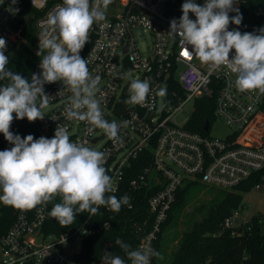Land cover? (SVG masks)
Returning a JSON list of instances; mask_svg holds the SVG:
<instances>
[{
    "label": "built area",
    "instance_id": "built-area-1",
    "mask_svg": "<svg viewBox=\"0 0 264 264\" xmlns=\"http://www.w3.org/2000/svg\"><path fill=\"white\" fill-rule=\"evenodd\" d=\"M245 1L234 0L233 7L239 9ZM49 2L29 0L39 14H32L34 18L28 24L31 14L22 13L18 0H0V37L7 41V56L25 41L26 26L30 25L37 37L38 52V36L46 27L48 14L63 4ZM184 2L112 0L106 20L94 23L90 30L80 55L86 59L90 74L101 78L97 98L104 118L120 125V139L115 143L103 130L89 134L85 122L67 119L65 108L72 93L62 82L44 84L50 99L43 120H39L41 136L52 138L57 125L66 126L73 142L108 153L104 167L116 190L107 195L130 197L131 207L124 206L127 210L134 209L141 189L152 190L147 200L151 218L133 222L137 248L150 244L155 249L178 190L185 184L199 182L233 190L255 179L251 190L264 188V93L240 92L230 69L213 68L189 56L180 38L169 32L170 21L182 16ZM204 2L196 0L199 5ZM189 16L195 20L194 14ZM139 27L152 34L150 54L142 53L136 41L134 30ZM229 30L233 29L229 26ZM40 60L38 56L35 74L41 72ZM129 71L132 77L125 75ZM132 78L150 82L145 105L125 103ZM160 88L166 89V96L158 95ZM213 95L214 122L220 119L232 128L225 137L211 134L214 122H209L207 131L204 129L206 134L187 126L196 108L195 100ZM191 102L193 111L188 113L186 106ZM125 120L130 121L126 126L122 123ZM102 139L104 143L96 148ZM141 157L147 164L133 174L134 163ZM245 208L241 204L227 216L222 230L242 236L257 228L264 238V213L246 215ZM47 219L46 205L18 209L13 223L0 237V264H84L78 256L95 229L82 224L52 232L47 229ZM103 226L109 228L111 221Z\"/></svg>",
    "mask_w": 264,
    "mask_h": 264
},
{
    "label": "clouds",
    "instance_id": "clouds-1",
    "mask_svg": "<svg viewBox=\"0 0 264 264\" xmlns=\"http://www.w3.org/2000/svg\"><path fill=\"white\" fill-rule=\"evenodd\" d=\"M111 3L112 0H63L50 12L46 27L38 36L36 54L41 58V72L33 73L31 80L7 68V41L0 37V81H6L0 84V133L13 145L0 151V203L32 210L59 196L61 202L53 205L49 215L63 226L72 225L83 212L94 216L101 207L113 212L125 205L131 207L127 195H107L116 190L104 167L108 153L73 142L66 126L57 125L52 138L35 139L31 134L22 138L10 131L14 119L43 120L42 109L50 99L44 84L62 82L72 93L65 108L67 119L85 122L89 134L101 129L114 143L120 139V125L104 118L97 98L101 78L90 74L86 59L80 55L93 24L106 20ZM233 4L234 0H205L202 5L196 0H185L182 16L170 21L169 32L180 38L190 57L213 68L230 69L240 92L264 93V28L258 33L229 30L230 23L240 25L243 19ZM233 11L236 15L230 16ZM189 13L194 14L195 20ZM233 50L234 55L230 56ZM125 75L132 77L130 71ZM150 91L147 79L132 78L125 103L145 105ZM158 95L166 96V89L160 88ZM122 123L126 126L130 121ZM115 244L127 260L105 252L101 257L104 264H151L153 257L163 260V255L150 244L132 249L120 238Z\"/></svg>",
    "mask_w": 264,
    "mask_h": 264
},
{
    "label": "trees",
    "instance_id": "trees-1",
    "mask_svg": "<svg viewBox=\"0 0 264 264\" xmlns=\"http://www.w3.org/2000/svg\"><path fill=\"white\" fill-rule=\"evenodd\" d=\"M18 2L23 14H34L35 16L39 14L37 9L29 3V0H18ZM55 2H63V0H50L49 4ZM239 12L243 19L240 25L229 24L233 30H239L241 33H258L259 29L264 28V0H246L239 8ZM235 15L236 12L231 16ZM36 53L37 37L33 25L26 26L25 41L21 42L8 56L7 68L31 80L38 59ZM3 83L6 81H0V84ZM215 98L216 95H213L195 100L196 108L187 124L190 129L203 134L207 133L204 130V124L206 121L213 123L215 120ZM13 115L15 116V114ZM10 131L21 137H26L29 134L33 135L35 139L42 137L39 120L29 122L27 118L14 119ZM6 145L8 147L4 148ZM12 146L0 133V148L5 150ZM146 164L147 160L141 157L134 163L136 171L133 174ZM254 182L255 179L241 184L233 190L219 189L215 194L212 193L209 202H196V206L190 213L185 212V209L191 202L189 191L195 183L185 184L181 187L155 243V249L163 255V260L153 257L151 264H264V238L257 228L251 232L247 231L242 236H233L229 231L222 230L221 227L224 219L240 208L244 193L251 190ZM151 193L152 190L149 187L141 189L132 210H127L123 206L119 212H113L101 207L94 216H90L88 212L78 214L75 222L70 226H63L58 221L53 222L49 215L53 205L61 202V198L56 196L54 200L46 204L47 229L52 232H60L82 224L93 227L94 233L84 241L82 251L78 256L84 264H104L101 257L105 252L120 255L127 260L124 252L115 244V240L120 238L130 244L132 249H137L138 237L134 231L133 222L151 218L147 205ZM115 196L120 198L124 194ZM17 210L12 206L0 204V237L13 223ZM107 220L111 221L109 228L103 226ZM181 223L186 226L183 231L179 230ZM167 233H170L167 242L171 244L176 242L168 257L162 246V240Z\"/></svg>",
    "mask_w": 264,
    "mask_h": 264
},
{
    "label": "rangeland",
    "instance_id": "rangeland-1",
    "mask_svg": "<svg viewBox=\"0 0 264 264\" xmlns=\"http://www.w3.org/2000/svg\"><path fill=\"white\" fill-rule=\"evenodd\" d=\"M168 26V25H166ZM134 34L136 37V41L139 45V48L141 49L142 53L144 54H150V46L152 45V34L145 28H136L134 30ZM48 108H45L47 110ZM186 111L188 113H191L193 111V103H189L186 106ZM232 130L231 127L227 126L223 121L220 119H217L211 127V134L218 137H225L227 134L230 133ZM104 139L100 140L96 144V148H99L103 143ZM219 190V188L207 186L202 183H195L192 185V188L190 189L189 193L191 195V202L186 207L185 212L190 213V211L193 210V208L196 206V202L202 201V202H209L210 197L212 196V193L214 194ZM246 206L245 208V214L246 215H252L255 213H264V188L261 191L258 190H251L249 193L244 195L242 206ZM199 217V216H198ZM201 217V216H200ZM184 218V217H183ZM182 218V221H184ZM186 228L183 223L180 224L179 230L183 231ZM170 233L165 234L163 240H162V246L164 247V250L167 254V257L172 252V248L175 246L176 242L174 243H168V235Z\"/></svg>",
    "mask_w": 264,
    "mask_h": 264
},
{
    "label": "water",
    "instance_id": "water-1",
    "mask_svg": "<svg viewBox=\"0 0 264 264\" xmlns=\"http://www.w3.org/2000/svg\"><path fill=\"white\" fill-rule=\"evenodd\" d=\"M34 16L31 14L28 16L27 18V23L30 24L33 20ZM204 129L207 131L209 129V121H206ZM52 221L56 222L57 220L55 218L52 217Z\"/></svg>",
    "mask_w": 264,
    "mask_h": 264
},
{
    "label": "snow or ice",
    "instance_id": "snow-or-ice-1",
    "mask_svg": "<svg viewBox=\"0 0 264 264\" xmlns=\"http://www.w3.org/2000/svg\"><path fill=\"white\" fill-rule=\"evenodd\" d=\"M187 54V53H186Z\"/></svg>",
    "mask_w": 264,
    "mask_h": 264
}]
</instances>
